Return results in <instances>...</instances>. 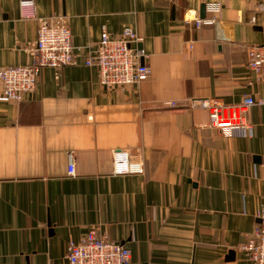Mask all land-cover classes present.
<instances>
[{"label":"crops","instance_id":"crops-1","mask_svg":"<svg viewBox=\"0 0 264 264\" xmlns=\"http://www.w3.org/2000/svg\"><path fill=\"white\" fill-rule=\"evenodd\" d=\"M25 1L0 0V68L29 64L37 20L62 14L77 54L104 29L135 28L152 73L107 89L78 55L44 68L22 102L0 101V264H70L68 243L92 228L130 264H253L240 245L264 204V106L246 113L250 137H225L194 100L264 97L247 66L264 0H33L37 18ZM209 3L222 4L217 22L198 28ZM116 151L144 173L116 175Z\"/></svg>","mask_w":264,"mask_h":264},{"label":"built area","instance_id":"built-area-1","mask_svg":"<svg viewBox=\"0 0 264 264\" xmlns=\"http://www.w3.org/2000/svg\"><path fill=\"white\" fill-rule=\"evenodd\" d=\"M221 9V3L207 4L205 18L194 20L196 27L214 25ZM23 11L26 18H37L33 0L23 3ZM250 22L260 25L264 33V20L260 22L257 16H253ZM140 42V35L131 26L119 34H111L104 29L95 50L77 54L71 29L62 14L40 18L37 20V39L31 49L32 61L26 65L0 68V101L22 102L27 94L36 90L44 68L61 70L75 64L78 55L86 66L97 68L99 82L104 88L124 89L140 84L152 73L146 62L149 55L139 48ZM247 66L253 73L250 83H264V42L248 48ZM194 103L207 113L206 127L218 130L225 137L237 134L250 137L253 126L248 122L246 113L254 106L263 107L264 97L245 95L238 105L220 103L213 98H198ZM170 105L178 107L176 102ZM144 171V164L132 161L128 152H114L116 175H138ZM75 175L76 168L71 164L69 176ZM257 218V228L240 245V249L253 264H264V204L259 207ZM131 255L126 245L110 240L96 228L88 230L79 242L70 241L67 246L70 264H130Z\"/></svg>","mask_w":264,"mask_h":264},{"label":"water","instance_id":"water-1","mask_svg":"<svg viewBox=\"0 0 264 264\" xmlns=\"http://www.w3.org/2000/svg\"><path fill=\"white\" fill-rule=\"evenodd\" d=\"M205 9H206V6L205 5H202V7H201V18H205V16H206V13H205Z\"/></svg>","mask_w":264,"mask_h":264},{"label":"rangeland","instance_id":"rangeland-1","mask_svg":"<svg viewBox=\"0 0 264 264\" xmlns=\"http://www.w3.org/2000/svg\"><path fill=\"white\" fill-rule=\"evenodd\" d=\"M141 37V36H140ZM141 40H142V38H141ZM140 48V47H139Z\"/></svg>","mask_w":264,"mask_h":264}]
</instances>
